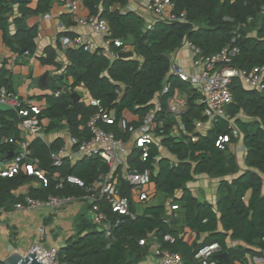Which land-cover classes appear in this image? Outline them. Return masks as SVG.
Returning a JSON list of instances; mask_svg holds the SVG:
<instances>
[{"label": "trees", "instance_id": "1", "mask_svg": "<svg viewBox=\"0 0 264 264\" xmlns=\"http://www.w3.org/2000/svg\"><path fill=\"white\" fill-rule=\"evenodd\" d=\"M31 1L19 3V15L13 20L16 29L9 34L15 0H0V31L4 33L6 46L15 53L35 50L37 28L29 26L26 20L29 16L46 13L54 2L38 0L36 7L32 8L29 6ZM128 1L83 0L91 15L107 19L114 38H121L125 44L132 39L136 56L112 59L100 50L89 52L83 47L67 48L68 63L64 76L72 77L69 85L72 90L83 84L108 112H115L116 122L105 124L104 128L126 140L130 133L119 125L125 111L139 116L140 121L153 107L152 101L165 83H171L169 95L176 86L188 89V106L182 114L185 131L180 135L171 133L173 120L171 114L166 113L159 115V120H164L163 126H157V131L163 135L162 145L177 157V162L158 158L160 151L156 144H152L146 160L141 159L139 150H133L129 156L130 165L151 169L152 180L163 200L147 204L135 217L115 213L106 201L101 200L100 207L112 222L111 235L107 236L105 230L98 228L83 212L78 217L76 233L59 248L58 260L62 264H142L149 252V244L140 241L149 240L153 234L162 248L181 253L184 264H203L196 254L213 245H219L221 250L210 256L209 264L243 262L247 253L258 254L264 250V183L259 175L264 173V90L246 88L240 78L232 77L230 89L234 101L228 105L227 112L243 136L247 149L245 161L250 170L232 181L223 179L220 182L214 208L209 202L199 201L186 184L199 173L224 177L239 171L236 156L229 150V142L225 148L216 144L220 136L231 134L230 123L218 119L207 133L196 130L195 122L207 119L203 114L204 105L198 101L199 94L187 82L169 76V71L171 53L187 41L208 55L227 46L237 47L239 52L230 64L232 67L244 71L256 67L264 70V0H173V13L178 19L160 20L151 28H146L144 19L137 13L121 10ZM63 35L74 36L69 31L60 32L58 47H61ZM118 49L116 47V51ZM47 53L48 56L41 58L42 63L61 69L62 64L56 61L54 49L48 47ZM7 74L8 70L3 67L1 84L14 92ZM167 97L162 98L164 104ZM46 102L42 116L50 119L47 130L66 120L74 137L90 136V131L81 126L86 125L93 106L77 101L73 91L64 92L60 97L47 95ZM241 114L249 120L243 119ZM21 120L14 109L0 110V150H17L16 143L8 139L21 138ZM236 138L232 135L230 142ZM61 143L62 140L57 139L47 144L40 138L30 142L32 157L38 160L37 167L43 170L48 183L44 184L38 175H30L25 170L13 176L0 175V209L12 210L17 202L23 201L24 196H17L15 191L32 182L35 185L29 187V196L35 198L45 200L52 195L81 198L87 193L86 189L69 183L65 179L68 175L78 176L90 186L100 173L109 171L108 164L100 157H84L76 163L65 159L62 165H55L52 153L60 148ZM178 190H182V196L174 197V200L185 210L183 222L198 234L208 233L203 242L188 243L183 236L184 224L179 225L177 219L165 221L164 198L175 196ZM131 209L136 210L133 203ZM166 234H170L172 240H165ZM228 237L240 240L244 245L229 248ZM225 252L228 253L227 259L223 256ZM0 264L4 263L0 260Z\"/></svg>", "mask_w": 264, "mask_h": 264}, {"label": "built area", "instance_id": "2", "mask_svg": "<svg viewBox=\"0 0 264 264\" xmlns=\"http://www.w3.org/2000/svg\"><path fill=\"white\" fill-rule=\"evenodd\" d=\"M59 3L69 7L73 21L77 25L90 26L92 31L102 37L107 45H114L118 48L125 46L121 38H114L108 21L104 18L83 13L86 9L81 0H57ZM144 6L158 13L162 21H175L177 15L173 13V0H139ZM123 12L133 11V7H122ZM43 18H50L51 13L46 12ZM152 26H149L151 28ZM60 32L66 31L67 27L63 22L58 24ZM61 42L65 49L83 47L89 52L97 50L96 43L93 40H85L80 36L70 37L63 35ZM191 48L193 66L195 72H188L184 69L179 59L171 58V66L169 76L178 77L182 82L189 83L192 87L199 90L201 103L204 105L203 114L210 124L218 119H226L230 123L231 134H224L219 137L217 146L225 148L226 143L230 142L232 135L239 137L240 130L230 118L227 107L234 101V95L230 89L232 77L240 78L249 89L258 91L264 90V70L256 67L251 71H244L232 67L230 64L236 54L239 52L237 47L227 46L220 51L208 55L204 54L201 48L186 42ZM105 55L111 54L117 56L111 50H107ZM2 64H0V75ZM70 87H62L56 91H49L45 95H53L60 97L64 92L70 90ZM171 92V83H165L162 91L157 97V101L147 114L139 121L131 119L124 112L123 117L119 121L120 127L130 133L129 139L118 137L114 132L106 130L104 124H114L116 115L108 112L99 101H97L89 92L84 95V102L87 105H94L95 111L90 116L88 128L90 136L79 139L72 136L70 144L76 149L70 154L71 159L84 157H100L109 166L108 172L100 173L96 181L87 186L85 181L75 175H68L65 179L72 184H76L86 189L87 193L81 199L87 200L90 207L92 221L98 228L105 230L106 235H111V221L107 219L106 213L101 209L99 202L106 201L113 212L124 215L136 216V211L131 209L134 201L148 202L152 198L151 191L146 189V185L152 183V171L149 168L132 167L129 163V156L133 150L137 149L141 152L140 157L146 160L149 157V151L160 135L157 126H163L159 121L161 113L181 115L184 111L185 102L181 97H177ZM168 96L165 104L162 101L164 96ZM0 105L9 106L18 112L22 120L19 127L22 132L20 139L10 137L11 143H16L18 149L14 156L6 163L0 165V175L13 176L21 170H25L28 174H36L44 180V184L48 183L43 170L37 168L38 160L32 159V150L30 149V140L41 138L48 127L47 118L42 116L43 105H39L32 100H22L14 92L1 84L0 81ZM139 122V123H138ZM137 123V124H136ZM205 121H196V130H201ZM181 128L185 130V125L181 124ZM162 132V131H161ZM29 136V138H28ZM195 140V135L192 136ZM54 164L62 165L65 157L62 153H52ZM130 182V193L132 201L125 192V183ZM76 199L74 196H49L47 199H39L27 196L25 200L17 202L15 207L18 210L32 211L41 208H61L65 204ZM179 204H172V210H178ZM168 222L169 219L165 218ZM164 239L172 240L170 234H166ZM141 244H148V240L140 241ZM155 255L159 264H184L183 256L179 252H172L162 248L158 243H152ZM219 245H213L196 254V258L203 264H209L210 256L220 251ZM37 252V258L43 264H62L58 260L59 247L46 246L37 242L31 245L27 253ZM26 253V254H27ZM249 264V263H242Z\"/></svg>", "mask_w": 264, "mask_h": 264}, {"label": "crops", "instance_id": "3", "mask_svg": "<svg viewBox=\"0 0 264 264\" xmlns=\"http://www.w3.org/2000/svg\"><path fill=\"white\" fill-rule=\"evenodd\" d=\"M81 1L83 2V0ZM37 2L38 0H32L29 6L35 8ZM19 3L21 2L15 1L13 6V13L10 17V25L8 27L9 34L14 33L16 29L13 20L16 16L19 15ZM126 6L133 7L134 9L133 12L137 13L144 19V24L146 28H149V26H153L156 22L161 20L156 11L148 9L139 0H129L127 4L123 7ZM47 12L51 13L50 18H43L42 15L44 13H42L39 15L29 16L26 20L29 26H36L37 28V36L35 38L36 48L33 52L26 51L23 54L15 53L8 46H6L3 40L4 33L0 31V64H2V68L4 67V69L8 70L7 77L11 79L13 91L22 100L28 99L35 102V99H39V100L43 98L46 99L45 94L48 93L50 89H43L41 87H37L36 85L33 86V80L36 77H40L46 71L51 72L55 80L56 87H60V88L70 87L69 85L72 82V77L64 76L66 72L65 66L68 63V59L66 56V49L64 48L61 42V38H60L61 47H58L57 45L58 35L60 33L58 24L60 22H64L66 24L67 27L66 31L71 32L74 35L73 37L80 36L85 40H89V39L93 40L96 43L97 50L102 51V53L103 52L106 53L107 50H111L113 53L117 54V56L115 57L112 56L111 54L109 55L107 54V56L112 59L119 57L120 52L130 51L133 52V55L131 57L136 56L134 45L131 44L132 41L131 38L125 41L126 44L123 48H120L118 49V51H116V47L114 45H107L102 37L96 35L92 31L90 26L75 24L69 7L59 3L57 0H54L51 9H49ZM83 13L87 14L89 13V10L86 8L85 10H83ZM48 47L54 49V51L56 52V61L62 64L61 69L55 67L52 64L42 63L41 58L48 56L47 53ZM171 58L179 59L182 62L184 69L187 70L188 72H195L196 69L193 66L191 48L186 44V42L180 48H178L173 53H171ZM174 79H176L179 82H182L178 77H175ZM244 86L248 88L245 84ZM72 91L76 100L80 102H84L83 100L84 95L87 92H89L88 89L83 84L76 86L74 90L72 89L67 90L65 93ZM196 91L199 94L198 101L201 103L199 90L196 89ZM173 94L176 95L177 97H181V99L184 100L185 102L184 111H185L187 109L188 98L190 96L188 89L181 86H176L173 91ZM158 96L159 93L155 95L152 101L153 104L157 101ZM46 104L43 105L44 108ZM90 106H93L94 109L93 112H94L96 107L94 105H90ZM112 113L115 114L114 111H112ZM126 114L131 119H136L137 117L135 114H132L131 112H127ZM182 114L178 116L171 114V119L173 120L171 133L180 135L182 131H185L181 128V124H183ZM241 117L245 120H249V118L246 117L244 114H241ZM89 119L90 117L88 118L85 126L84 125L81 126L83 130H85L84 128H87L88 131H90V129L88 128ZM159 121L161 123L164 122L162 118H160ZM232 121H234V119H232ZM47 123L48 125L50 124L49 118H47ZM104 126L105 124L103 125V127ZM212 126L213 124H210L206 119L204 126L202 127L201 130H199V132L205 134ZM72 136L73 135L69 130L67 121L62 120L60 121V126L48 130L46 129V131L44 132L43 136L40 139L46 142L47 144H51L55 142L57 139H61L62 143L60 145V148L56 150L55 153L57 152L62 153L65 159L70 160L72 163H76L82 158L71 159L69 157L70 154L76 149L70 144V139ZM87 137L89 136H86L84 134L82 136V139ZM162 138L163 135L160 134L156 142L154 143L158 146L160 151L158 158H163V157L169 158L173 162H177V157L162 145ZM242 138L243 136L241 134L239 137L236 138V140L229 142L228 145L230 152H232L236 156L239 167L238 172H236L235 174L230 173L224 177H211L206 173H199L194 176L193 180L189 181L186 184V187L192 191V194L199 201L209 202L214 206V208H216L220 182L223 179L232 181L234 178L240 176L247 170H250L249 167L246 165L245 158H246L247 149L243 144ZM29 140L31 142L33 138L30 137ZM17 149H18V145H17ZM10 159L11 158L6 160L4 163L9 161ZM32 159L37 160L34 159L33 157ZM36 166H38V161ZM259 175L262 177L264 183V173H259ZM31 185H35V182L19 187L15 191V194L17 196L23 195L24 198H26L27 196H29V187ZM147 190L151 191L152 193V198L148 202H138V201L133 202L137 214L142 213L147 204L149 203L151 204L154 201L156 202L158 200L159 201L163 200V196L161 197V195L158 194L157 192L156 184L154 181H152V183L149 184V188ZM125 192H126V183H125ZM250 194L251 193L249 192L247 195V199ZM180 196H182V190H178L175 196H168L167 198H164L165 200L164 202L166 205V218L169 219L168 222H173V220L177 219L179 221L177 222L179 225L184 224L183 236L188 243H193L195 241L199 243L203 242L204 239L208 236V233L198 234L197 232L191 230L189 227H186L185 223L183 222L185 210L182 207H179L178 210H172L171 208L172 204L178 203L174 200V197H180ZM88 207H89V202L87 200L76 198L71 202L65 204L61 208H57V209L47 207L32 211H25V210H18L16 209L15 206L12 210H8V211L4 209H0V260H2L3 258L7 257L9 254L15 251H18L22 254H26L29 248L31 247V245L37 242L43 243L46 246H57L59 248L62 247L63 245H65L66 241L76 233V227H77L76 223L79 215L83 212H86L87 217L91 218L90 207L89 208ZM151 236L152 237L149 240L147 239L149 242L148 243L149 252L145 257V259L142 261V264H159L154 249L152 248V243H158V244L160 243L157 241V238L153 236V234ZM241 245H244V242L240 240H234L230 237L227 238V246L229 248H236ZM244 262L249 264H264V250L258 254L247 253L245 260L243 262L238 261V264H242Z\"/></svg>", "mask_w": 264, "mask_h": 264}, {"label": "water", "instance_id": "4", "mask_svg": "<svg viewBox=\"0 0 264 264\" xmlns=\"http://www.w3.org/2000/svg\"><path fill=\"white\" fill-rule=\"evenodd\" d=\"M16 2H24L27 0H15ZM133 55V52H120L119 57L120 58H129ZM36 85L37 87H41L43 89H50L51 91H56V85L55 80L51 74L50 71H46L44 74H42L40 77H36L33 80V86ZM79 97V96H77ZM78 99V98H77ZM10 107L6 105H0V110L6 111L9 110ZM15 154V151L13 150H7L3 151L0 150V164H3L6 160L9 158H12ZM131 184L130 182H126V193L130 200L132 201V196L130 193ZM37 252L34 253H27L22 254L18 251L12 252L7 257L3 258L1 261L4 264H43L38 258H37ZM223 256L227 259L228 253L225 252Z\"/></svg>", "mask_w": 264, "mask_h": 264}, {"label": "rangeland", "instance_id": "5", "mask_svg": "<svg viewBox=\"0 0 264 264\" xmlns=\"http://www.w3.org/2000/svg\"><path fill=\"white\" fill-rule=\"evenodd\" d=\"M35 102H36L37 104H39V105H45V104H46V99H45V98H43V99H41V100H39V99H35ZM164 153H165V151H164ZM146 188H147V189L149 188V184L146 185ZM15 244H17V243H15Z\"/></svg>", "mask_w": 264, "mask_h": 264}]
</instances>
